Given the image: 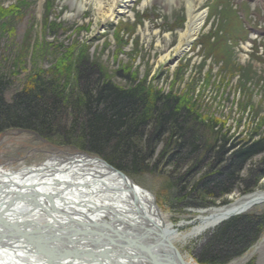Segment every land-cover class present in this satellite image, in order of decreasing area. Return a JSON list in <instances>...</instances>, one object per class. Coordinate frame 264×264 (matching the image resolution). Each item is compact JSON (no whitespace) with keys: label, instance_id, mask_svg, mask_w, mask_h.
Masks as SVG:
<instances>
[{"label":"rangeland","instance_id":"1","mask_svg":"<svg viewBox=\"0 0 264 264\" xmlns=\"http://www.w3.org/2000/svg\"><path fill=\"white\" fill-rule=\"evenodd\" d=\"M82 1L83 11L74 16L71 0H0V73L12 84L5 95L7 100L12 101V94L42 71L46 78L53 76L66 86L65 96L78 97L75 66L81 57H87L99 71L112 76L113 84L125 86L129 75L138 85L146 83L145 89L153 95L161 92L181 98V103L194 108L210 130L219 131L216 136L229 138L225 156L243 143L259 139L254 135L264 132V0L201 3L199 8L207 14L203 26L178 55L179 36L188 20L187 0L170 4L164 0H132L125 6L121 4V12L106 21L98 0ZM218 32L223 33L221 38L215 35ZM208 42H213L212 47ZM248 67L254 72L250 79L242 76ZM62 118L67 119L66 115ZM205 135L208 143L214 144L212 131L207 130ZM53 136L29 128L7 127L0 132V164L18 168L40 164L53 152L65 155L82 151L75 143L61 142ZM162 147L160 144L156 151L161 159L159 168L125 173L155 194L163 218L181 233L197 226L202 210L227 207L239 197L264 190L263 174L250 190L244 191V183L254 180L245 175L260 163L259 155L249 160L239 176L246 182H235L228 194L219 192L200 201L184 199L174 178L184 176L180 185L186 181L190 185L205 172L224 167L211 166L207 154L203 162L180 166L172 161L171 151ZM90 155L103 158L96 153ZM240 217L259 218L258 232L236 249L229 248L226 235L234 238L236 232L223 235L221 229ZM182 222L187 225L180 227ZM263 224L264 203L229 218L208 234L174 243L193 264H264ZM220 250V258L212 260V254Z\"/></svg>","mask_w":264,"mask_h":264},{"label":"trees","instance_id":"2","mask_svg":"<svg viewBox=\"0 0 264 264\" xmlns=\"http://www.w3.org/2000/svg\"><path fill=\"white\" fill-rule=\"evenodd\" d=\"M222 34L215 33L217 38H221ZM211 35L215 39L214 32ZM211 35L208 36L209 41ZM208 43L212 47L213 42ZM94 64L87 57H81L76 62L79 96L71 95L69 98L65 96L66 86L53 76L46 78L42 71L34 75L23 89L12 94L13 100L9 101L5 95L12 84L0 73V132L7 127L18 126L40 131L45 136L56 135L61 142L75 143L82 151L96 153L126 173L159 168L161 159L156 157V151L160 144L171 151L172 161L180 166L203 162L205 154L210 158L211 166L223 165L222 170L213 172L210 169V174L205 172L190 185L187 181L180 185L184 176L174 178V184L184 199L200 201L219 192L228 194L233 191L235 182H246L239 176L249 160L259 155H262L260 163L245 175L254 180L247 181L246 185L244 183V191L250 190L264 174V132L254 135L259 137L257 141L243 143L230 156H225L229 138L216 136L219 131L210 130L194 108L181 103V98L161 92L153 95L145 89V82V86L138 85L129 75L125 77V86L113 84L112 76L102 73ZM253 74L248 67L242 76L250 79ZM65 115L66 120L62 118ZM207 130L212 131L215 137L213 146L206 140ZM259 222V218L240 217L225 224L221 229L223 235L236 232L234 238L229 239L226 235L225 242L229 248L234 246L236 249L240 243L243 245L251 240L252 234L258 232L256 225ZM220 253L221 250L210 258L217 260Z\"/></svg>","mask_w":264,"mask_h":264},{"label":"bare ground","instance_id":"3","mask_svg":"<svg viewBox=\"0 0 264 264\" xmlns=\"http://www.w3.org/2000/svg\"><path fill=\"white\" fill-rule=\"evenodd\" d=\"M98 1L100 3L98 6L99 11L105 15V21L113 17L114 14L120 13L121 6H125L129 1L132 2V0ZM164 1L168 4L179 2L178 0ZM197 1L196 3L195 0H187L185 3L188 7V20L185 25L186 28L179 36L180 40L176 49L177 55L183 53L196 38L207 16L206 10L199 8L202 5L201 3L206 0ZM70 4L71 8L75 10L74 16L83 11L84 2L82 0H71ZM107 7L108 10L105 9ZM63 156L56 152L51 153L48 157L52 159L48 161L47 158L45 160L48 161L46 164H50V168L41 164V167H45L41 171L40 164H37L38 166L35 169L30 168L31 166L28 165L11 168L7 164H0V185H4L0 188V200L2 197L8 198L17 192L30 197L31 194L43 193L44 196L37 199L41 204L43 202L47 203L45 196L52 197L58 207H61L75 218L85 219V217L90 216L95 220L110 219L114 221H108L112 223V226H117V228L122 226L125 230L124 225H127L130 229L128 234L135 233L139 235L145 244L153 247V257H157L158 262L156 263L158 264L159 261H165L164 263L168 264H193L192 259L182 255L178 245L174 243L176 240L185 243L188 239H195L208 234L233 215L246 213L251 210V207L264 203V190L251 192L248 195L239 197L236 202L227 207L202 210V214L196 220L198 221L197 226H193L186 233H181L175 228L174 224L167 223L163 218L153 192H149L141 186L139 187L131 179H122L108 165L92 159L86 154L76 157L73 165H71L72 162L65 160ZM52 168L55 169L52 170ZM132 184L135 188L133 191H129ZM62 199L66 203L59 205V202L62 203ZM87 205L100 210L98 212L92 211ZM32 207L33 205L22 199L12 207L9 215L2 216L9 221L10 225L15 222L14 220L21 219L20 225H22L24 222H22L21 215L30 219L28 218L30 213L24 215L22 213L32 210ZM208 210L210 213L203 215ZM33 214L35 213L33 212ZM144 215L148 220L143 217ZM186 225L187 223L182 222L179 226L185 227ZM5 227L0 223V264H51L45 260L44 255L37 251V248L35 249L33 244L17 238L12 231H8ZM153 227L155 230H153ZM160 229H169V231L174 232L169 245L159 246V235L156 230ZM23 230L26 229L23 228ZM48 230L51 229H44V232L40 233L35 230L28 231L27 234L42 241L45 237L51 238L56 233V230ZM51 240V243L47 244V248L57 249L56 252L63 253L62 256H65L64 261L59 260L57 261L59 263L55 262V264H110L107 261L96 262L91 259L74 260L65 255L67 252L77 250H102L104 246L96 248L94 244H86L83 239L78 238ZM126 253L130 255L131 259L134 258L135 262L130 263V259L127 258L119 259L125 264H155L147 255L141 256L133 248L127 249Z\"/></svg>","mask_w":264,"mask_h":264},{"label":"water","instance_id":"4","mask_svg":"<svg viewBox=\"0 0 264 264\" xmlns=\"http://www.w3.org/2000/svg\"><path fill=\"white\" fill-rule=\"evenodd\" d=\"M59 154L60 156L63 155V154L61 155V153ZM84 154L88 155L92 159H96L108 165L110 169L115 173H117V175H120L122 179L124 180L131 179L130 176H128V174H126L124 171L120 170L119 168L118 169L115 168L109 161H105L103 158L99 156L93 157L87 151L84 152L78 151L70 154L66 153L63 156V158L69 162H72L71 165H73L74 161L76 160V157H80ZM50 159L52 158L48 157V161ZM45 160L42 161L40 165L39 164L38 165L41 167V164H43L47 167L49 166L50 168V164H46L48 163V161ZM38 165L37 164L30 165L31 166L30 168L35 169V167ZM44 168L45 167H41L40 171ZM54 169L55 168H52V170ZM3 186L4 185H0V188H2ZM134 188L135 187L132 184V186L129 187V191L130 190L133 191ZM31 195L32 196L30 197L23 193L17 192L16 194L9 196L8 198L2 197V199L0 200V206H1L0 223L1 225L6 226L5 229H7L10 232L12 231L17 238L23 239L33 244L35 246V249L37 248V251H39L42 255H44V257H46L45 260L47 262L51 264H55V262L59 263L57 262L59 260L64 261L63 259L65 258V256L64 257L62 256L63 253L56 252L57 249L54 250L47 248V244L51 243L52 241L51 239L58 240L60 238H65V239L78 238L80 240L83 239L86 244L88 243L94 244L96 248H99V246H104V249L88 250V251L77 250V251H70L65 254L66 256L74 260L91 259L96 262L107 261L110 264H125L124 262L119 261V259L127 258L130 259L129 260L130 263L131 262L133 263L135 262L133 260L134 258L131 259L130 255L126 253L127 249L133 248L139 255L141 256L147 255V257L150 258L153 263L158 264L156 263L158 262L157 257L155 256L153 257V247L151 245L145 244L139 235H136L135 233L128 234L130 229L128 228L127 225H124V227L126 228L125 230L122 226H120L119 228H117V226L116 227L112 226L111 222L114 221H111L110 219L95 220L90 216L85 217V219H79V217L75 218L66 211H64L61 207H58L54 203L52 197L45 196L48 204L47 203L45 204V202L41 204L37 199L42 198V196H44L43 193L31 194ZM22 199L28 201L31 205H33L32 210L27 211L26 213H22L23 215L30 213L28 216V218L30 219H27L26 217H23L21 215L23 219L22 222H24L22 225H20L21 219L14 220L15 222H12V224L10 225L8 223L9 221L5 220L3 216L9 215L12 207L16 205L18 202H20ZM61 201L62 203L59 202V205H63L64 203H66L65 201H63V199ZM88 208L92 209V211L95 212H98V210H100V209L92 208V206H89ZM33 212L35 214H33ZM233 216H237V215H233ZM21 217L19 216V218ZM33 217L36 219H34ZM143 217L147 219L145 215ZM61 222L64 223L62 224ZM154 227L153 230H155ZM23 228L26 230H23ZM44 229H51L48 231L56 230V233L55 235L51 236V238L45 237V239H42V241L34 237L32 238L29 234H27L28 231H33V230L38 231L39 233L44 232ZM156 231L159 235L158 238L159 246L165 244L169 245L170 238L172 237L174 232L169 231V229H160ZM164 262L165 261L162 262L159 261V264H168Z\"/></svg>","mask_w":264,"mask_h":264}]
</instances>
